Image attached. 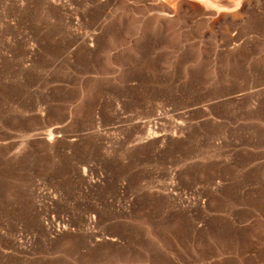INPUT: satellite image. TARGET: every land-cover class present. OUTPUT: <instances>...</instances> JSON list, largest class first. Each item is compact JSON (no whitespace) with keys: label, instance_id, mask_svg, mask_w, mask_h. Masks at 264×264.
I'll use <instances>...</instances> for the list:
<instances>
[{"label":"rangeland","instance_id":"rangeland-1","mask_svg":"<svg viewBox=\"0 0 264 264\" xmlns=\"http://www.w3.org/2000/svg\"><path fill=\"white\" fill-rule=\"evenodd\" d=\"M0 264H264V0H0Z\"/></svg>","mask_w":264,"mask_h":264}]
</instances>
